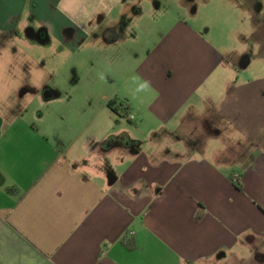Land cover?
I'll list each match as a JSON object with an SVG mask.
<instances>
[{
	"label": "crops",
	"instance_id": "1",
	"mask_svg": "<svg viewBox=\"0 0 264 264\" xmlns=\"http://www.w3.org/2000/svg\"><path fill=\"white\" fill-rule=\"evenodd\" d=\"M144 2L0 0V264H233L264 246V75L218 69L229 54L186 22L140 39Z\"/></svg>",
	"mask_w": 264,
	"mask_h": 264
},
{
	"label": "rangeland",
	"instance_id": "2",
	"mask_svg": "<svg viewBox=\"0 0 264 264\" xmlns=\"http://www.w3.org/2000/svg\"><path fill=\"white\" fill-rule=\"evenodd\" d=\"M177 21L186 22L190 29L215 45L219 51L229 54V60L222 62L218 69L227 68L232 63L238 70L239 83L257 77L256 80H260L264 75V48L257 42V39H264V0H149L142 4L141 18L136 22L134 32L140 39H146L156 29H168ZM74 57L76 66L82 71V75L77 77L76 86L81 90L87 84L88 87L91 85V77H86L83 71L93 65L96 56L91 48H84L74 52ZM101 71L96 70L92 74V84L107 85V77ZM51 83L67 87L72 84L70 80L65 81L62 77H54ZM260 86L262 82L256 84L255 89ZM89 105L85 103V109ZM34 108L38 109L35 104ZM132 123L131 121L129 124ZM243 255L248 256L249 261L232 263L264 264V246L248 249ZM226 263L227 261L220 260L218 264Z\"/></svg>",
	"mask_w": 264,
	"mask_h": 264
},
{
	"label": "trees",
	"instance_id": "3",
	"mask_svg": "<svg viewBox=\"0 0 264 264\" xmlns=\"http://www.w3.org/2000/svg\"><path fill=\"white\" fill-rule=\"evenodd\" d=\"M120 105H121V103H120L118 106H120ZM108 106L111 107V108H113V110H116V108H117V107H115V102H114V101L109 102V103H108ZM237 185H238V187H239V184H237ZM125 245H126L128 248H133V247H134V242H133L132 239H127V240L125 241Z\"/></svg>",
	"mask_w": 264,
	"mask_h": 264
},
{
	"label": "built area",
	"instance_id": "4",
	"mask_svg": "<svg viewBox=\"0 0 264 264\" xmlns=\"http://www.w3.org/2000/svg\"><path fill=\"white\" fill-rule=\"evenodd\" d=\"M133 118H134L133 114L128 117L129 120H132Z\"/></svg>",
	"mask_w": 264,
	"mask_h": 264
}]
</instances>
